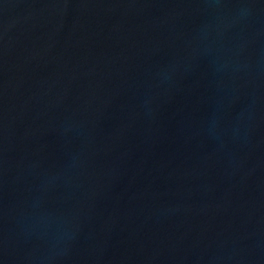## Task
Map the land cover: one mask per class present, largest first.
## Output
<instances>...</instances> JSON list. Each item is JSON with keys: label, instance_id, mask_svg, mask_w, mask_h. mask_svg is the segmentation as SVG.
<instances>
[{"label": "water", "instance_id": "water-1", "mask_svg": "<svg viewBox=\"0 0 264 264\" xmlns=\"http://www.w3.org/2000/svg\"><path fill=\"white\" fill-rule=\"evenodd\" d=\"M0 264H264V0H0Z\"/></svg>", "mask_w": 264, "mask_h": 264}]
</instances>
